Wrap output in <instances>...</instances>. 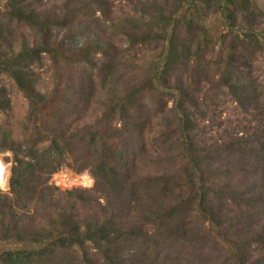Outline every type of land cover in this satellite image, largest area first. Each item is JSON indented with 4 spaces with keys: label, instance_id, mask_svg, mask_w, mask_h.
Masks as SVG:
<instances>
[{
    "label": "trees",
    "instance_id": "trees-1",
    "mask_svg": "<svg viewBox=\"0 0 264 264\" xmlns=\"http://www.w3.org/2000/svg\"><path fill=\"white\" fill-rule=\"evenodd\" d=\"M50 1L61 2L64 24L100 20L98 14H104L107 28L130 48H146L157 57L142 82L123 91L111 89L104 115L111 117L98 130L90 128L89 134L79 136L80 128L60 122L62 107L47 110L48 95L38 88L34 67L43 54L56 49L48 43L14 48L20 27H37L34 6L44 0H5L0 10V114L12 111L11 95L2 84L10 80L27 102L28 122L16 134L0 122V152L12 154L10 190L0 192V264H198L189 256L205 250L208 240L224 250L232 264L264 263L253 261L251 253L264 251V141L240 138L223 150L248 169L253 167L252 177L245 173V179L237 178L242 164L237 169L210 164L214 151L195 132L192 112L201 104L198 92L210 77L208 70L217 69L220 77L214 88L226 89L245 111L255 106L264 119V84L251 69L258 55L264 56V39L253 27L264 19L256 0ZM117 11L122 14L117 16ZM212 16L223 22L216 60L208 56L215 45L205 27ZM93 52L103 53L99 48ZM81 57L89 58L90 51ZM115 59L104 62V77ZM191 74L199 77L196 84L188 81ZM149 96L155 103L149 112L170 111L166 126L175 132L187 163L181 174L126 175L125 147L113 135L103 134L114 130L144 142L153 115L145 109L142 120L138 115ZM170 100L174 104L168 108ZM64 166L77 172L90 169L95 186L62 191L52 185V175ZM184 175L188 181L176 185ZM137 208L145 211L141 228L123 216ZM194 218L201 219L200 226ZM205 226L209 231L196 232Z\"/></svg>",
    "mask_w": 264,
    "mask_h": 264
},
{
    "label": "rangeland",
    "instance_id": "rangeland-1",
    "mask_svg": "<svg viewBox=\"0 0 264 264\" xmlns=\"http://www.w3.org/2000/svg\"><path fill=\"white\" fill-rule=\"evenodd\" d=\"M4 2L5 0H1L2 7L0 10L3 8ZM29 2L35 3L36 0H29ZM256 2L258 7L264 11V0H256ZM61 5V2L50 0H44L40 6L35 5V11L38 13L36 15L39 16L35 20L37 27H20L14 41V48L16 51H20L25 47L36 48L40 44L48 43L50 48L56 49L52 55L43 54L44 59L36 63L34 67V72L40 78L38 88L48 95L47 110L52 111L55 107H62L60 122L72 124L73 129L80 128L79 136H84L89 134L87 131L89 132L90 128L98 130L99 124L102 121L106 122L111 117L110 115L104 117L105 113L108 112L107 105L110 103L113 94L111 89L123 91L142 82L157 54L146 48H130L121 36L107 28V23L103 20L106 19L104 14H98L100 20L81 18L64 24ZM121 14L117 11V16ZM245 22L243 21V23ZM240 23L242 24V22ZM222 24L219 16L208 17L205 20V27L215 45L213 55H208L211 60H216L220 54L221 42L218 44L217 41L220 40L219 35L223 32ZM245 26L248 24L246 23ZM253 27L261 32L264 39V19L257 21ZM96 48L101 49L103 53L95 55L93 50ZM87 50L90 51V57L82 58L81 55ZM109 54L111 56L107 57ZM112 56L116 57V65L111 73L104 77L105 72H102V66ZM251 69L253 75L264 84V56L258 55L252 63ZM208 71L210 77L203 80L202 86L204 87L198 92L201 104L199 108L192 110L194 121L197 124L195 132L199 139L207 145V148L214 151L210 164L220 169H237L242 163L233 157H229V151L223 152V150L230 144L238 142L240 138L255 141L261 137V140L264 141V119H259L258 109H255V106L250 108L251 111H245L235 99L227 94L226 89H215L214 86L220 77L219 71L217 69ZM188 81L196 84L199 77L191 74ZM2 84L11 95L13 103L9 115L0 114V122L4 123L7 129L13 128L14 134L20 133L28 122L27 102L21 94L17 93L12 81L3 80ZM151 99L150 96L146 98V106H142V108L139 105L138 109L140 111L142 108L139 112L140 116L138 115L140 120L143 119V109L149 115H153L152 117L149 116L150 121L146 126L144 142L139 141L137 135L126 134L121 136L114 130H103V134L105 137L113 135L115 141L121 142V145L125 147L124 170L126 175L131 174L133 177L139 175L148 178L153 175L172 172L181 174L187 163L186 158L181 155L183 152L180 153L181 148L176 146L177 136L175 132L170 133L166 126V118H168L170 111L167 110L168 112L157 115L154 114L155 111L153 110L149 112L151 106L155 104ZM173 104V100H170L168 108L172 107ZM117 127L120 128L121 123H117ZM162 135H167L165 141L160 139ZM0 159L7 164L9 169L8 188H0V192L8 193L12 176V154L9 151L0 152ZM242 166L243 173H239L237 178L245 179V173L252 177L253 167L248 169L246 167L248 165L244 163ZM182 168L184 169L182 170ZM187 181L188 179L184 175L183 180L177 181L176 185ZM50 183L62 191L90 190L95 186V179L88 168L82 172H77L71 167L64 166L52 175ZM127 199L129 201V197H125V200ZM144 213L142 208H137L133 212L127 209L123 216L132 222L135 221L134 226L139 228V222H142ZM194 222L196 226L201 225L199 218H194ZM262 223L264 224V221ZM207 231H209V226L202 227V230L196 232L204 234ZM212 243L208 240L207 245H203L206 249L194 258L189 256V259L199 261L198 264H232L231 261H227L225 251ZM260 251H251L255 255L253 261L263 262L264 251ZM181 264L195 263L183 260Z\"/></svg>",
    "mask_w": 264,
    "mask_h": 264
},
{
    "label": "bare ground",
    "instance_id": "bare-ground-1",
    "mask_svg": "<svg viewBox=\"0 0 264 264\" xmlns=\"http://www.w3.org/2000/svg\"><path fill=\"white\" fill-rule=\"evenodd\" d=\"M8 180H9L8 166L0 159V188L1 189L8 188V183H9Z\"/></svg>",
    "mask_w": 264,
    "mask_h": 264
},
{
    "label": "built area",
    "instance_id": "built-area-1",
    "mask_svg": "<svg viewBox=\"0 0 264 264\" xmlns=\"http://www.w3.org/2000/svg\"><path fill=\"white\" fill-rule=\"evenodd\" d=\"M1 5H2V4H1V1H0V8L2 7Z\"/></svg>",
    "mask_w": 264,
    "mask_h": 264
}]
</instances>
